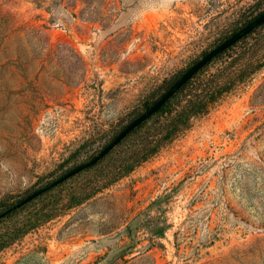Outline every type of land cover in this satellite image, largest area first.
<instances>
[{"label": "rangeland", "instance_id": "obj_1", "mask_svg": "<svg viewBox=\"0 0 264 264\" xmlns=\"http://www.w3.org/2000/svg\"><path fill=\"white\" fill-rule=\"evenodd\" d=\"M262 12L264 0H0V211L95 157ZM93 177L2 223L0 234H22L0 264H264V67L128 176L56 214Z\"/></svg>", "mask_w": 264, "mask_h": 264}, {"label": "trees", "instance_id": "obj_2", "mask_svg": "<svg viewBox=\"0 0 264 264\" xmlns=\"http://www.w3.org/2000/svg\"><path fill=\"white\" fill-rule=\"evenodd\" d=\"M252 37H254L253 42L249 41ZM228 52H233L229 59L225 60L215 72L209 73L207 69L210 65L214 61L222 59ZM263 67L264 25L211 61L184 85L158 113L130 133L99 163L81 172L80 174L94 171V177L80 185L78 191L76 188L71 189L56 214L83 205L109 186L128 176L181 133L187 131L194 120L206 115L224 94L246 81ZM149 107L147 105V109ZM69 180L44 193L35 201L61 189ZM14 206L0 211V225L28 205L11 210ZM0 207H3L1 202ZM52 216L54 215H50L49 218ZM21 234V231L19 234L13 232L0 234V252L17 240Z\"/></svg>", "mask_w": 264, "mask_h": 264}, {"label": "water", "instance_id": "obj_3", "mask_svg": "<svg viewBox=\"0 0 264 264\" xmlns=\"http://www.w3.org/2000/svg\"><path fill=\"white\" fill-rule=\"evenodd\" d=\"M264 25V12L259 14L257 17L252 19L249 23L241 27L230 37L225 39L218 46L212 50L205 53L198 61H196L189 69H187L171 86L170 88L157 100L155 101L145 112L136 117L128 125H126L117 136L107 144L95 157L91 160L81 163L76 167L67 171L60 178L51 182L45 187L38 189L37 191L30 194L27 198L23 199L17 205H15L11 210L20 208L27 205L31 201L42 196L44 193L52 190L53 188L61 185L67 180L77 176L81 172L95 166L99 161L106 157L113 149H115L130 133L137 129L144 122L149 120L153 115L158 113L171 99L174 97L178 91L186 85L200 70L206 67L211 61L217 58L224 51L231 48L233 45L241 41L250 33L256 31L258 28Z\"/></svg>", "mask_w": 264, "mask_h": 264}]
</instances>
